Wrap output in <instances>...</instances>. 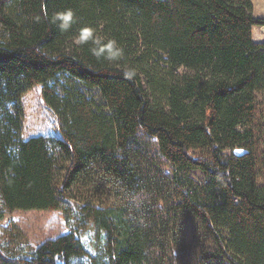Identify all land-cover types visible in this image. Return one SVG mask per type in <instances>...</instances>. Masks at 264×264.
I'll return each mask as SVG.
<instances>
[{
  "label": "trees",
  "instance_id": "16d2710c",
  "mask_svg": "<svg viewBox=\"0 0 264 264\" xmlns=\"http://www.w3.org/2000/svg\"><path fill=\"white\" fill-rule=\"evenodd\" d=\"M252 12L251 0H0V221L60 211L68 228L27 249L0 224V264H264ZM36 85L60 136L19 140L22 112L6 104ZM138 135L171 165L168 191L131 148ZM186 220L211 248L187 244Z\"/></svg>",
  "mask_w": 264,
  "mask_h": 264
},
{
  "label": "rangeland",
  "instance_id": "374dc122",
  "mask_svg": "<svg viewBox=\"0 0 264 264\" xmlns=\"http://www.w3.org/2000/svg\"><path fill=\"white\" fill-rule=\"evenodd\" d=\"M253 16L264 18V0H253ZM252 39L255 42H264V26L252 28ZM56 89L62 95V88H69L66 75L58 77ZM75 88L81 91L87 98L94 100L104 112V101L97 89L88 88L80 83L74 82ZM9 113L15 115L17 108H20L19 140H26L29 137L44 135L59 137L57 118L45 104L41 97V86L36 85L26 91L20 100L15 103L6 104ZM131 148L140 155L144 164L147 165L150 174L156 175L161 180L165 190L173 187V170L158 153L154 139L138 135L130 141ZM189 178L195 182L202 181V175L198 171L189 173ZM1 226L7 227V233L18 232L22 242L27 244V249H34L47 239H53L68 231L60 211L41 210H16L6 214L0 221ZM184 237L191 248L198 249L200 246L211 248L207 238L198 227L191 221H184Z\"/></svg>",
  "mask_w": 264,
  "mask_h": 264
},
{
  "label": "water",
  "instance_id": "95a60500",
  "mask_svg": "<svg viewBox=\"0 0 264 264\" xmlns=\"http://www.w3.org/2000/svg\"><path fill=\"white\" fill-rule=\"evenodd\" d=\"M233 155L236 157L242 156L247 153V150L241 149V148H236L232 151Z\"/></svg>",
  "mask_w": 264,
  "mask_h": 264
},
{
  "label": "crops",
  "instance_id": "0c3cea01",
  "mask_svg": "<svg viewBox=\"0 0 264 264\" xmlns=\"http://www.w3.org/2000/svg\"><path fill=\"white\" fill-rule=\"evenodd\" d=\"M252 1V4H253V0H251ZM253 8H254V4H253Z\"/></svg>",
  "mask_w": 264,
  "mask_h": 264
}]
</instances>
